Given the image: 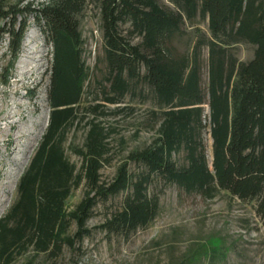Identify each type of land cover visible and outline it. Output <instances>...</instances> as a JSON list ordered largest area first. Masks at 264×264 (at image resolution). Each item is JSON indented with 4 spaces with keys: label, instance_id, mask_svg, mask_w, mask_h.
<instances>
[{
    "label": "trees",
    "instance_id": "16d2710c",
    "mask_svg": "<svg viewBox=\"0 0 264 264\" xmlns=\"http://www.w3.org/2000/svg\"><path fill=\"white\" fill-rule=\"evenodd\" d=\"M166 1L98 0L104 73L95 76L100 90L94 101L102 102L82 106L93 87L80 31L88 0L38 6L0 0V41L8 35L13 58L29 15L53 48L49 123L20 178L14 204L0 218V264H13L30 248L58 255L64 245L90 235L87 222L94 207L120 193H126L121 209L97 228L129 237L159 213V197L149 191L154 181L204 198L226 191L255 201L264 217V0ZM241 45L252 47L250 59L240 58ZM127 98L154 107L156 134L148 145L130 151L105 182L100 171L111 161L112 130L96 117L88 119L83 145L68 146L81 158L79 168L66 154L68 133L103 103ZM206 132L212 139L210 160ZM82 182L87 190L68 211L67 200ZM72 223L73 237L67 234Z\"/></svg>",
    "mask_w": 264,
    "mask_h": 264
},
{
    "label": "rangeland",
    "instance_id": "374dc122",
    "mask_svg": "<svg viewBox=\"0 0 264 264\" xmlns=\"http://www.w3.org/2000/svg\"><path fill=\"white\" fill-rule=\"evenodd\" d=\"M38 6L48 0H9L12 4ZM167 2L166 0H164ZM28 27L16 58L9 49V37L0 41V218L14 204L18 184L27 169L49 123L48 90L52 61V45L33 15L27 17ZM0 20V28L2 26ZM202 27H205L203 24ZM83 60L91 74L92 88H87L82 106L94 104L95 76L104 73L103 36L98 0H88L81 18ZM241 59H250L253 49L241 45L237 50ZM205 53V57H206ZM203 79L207 81L206 69ZM102 102V101H100ZM104 105L71 128L66 154L77 168L81 158L68 148L84 143L87 121L97 118L112 130L109 137L111 161L101 169V180L110 182L117 167L127 159L130 151L152 142L156 134L150 103L139 99ZM209 108L206 106V113ZM103 112V113H102ZM87 113V112H83ZM93 116V117H92ZM209 160L212 139L204 135ZM131 170H137L130 163ZM87 187L84 182L72 191L67 200L68 211L74 210ZM150 194L159 197L160 209L155 219L129 237L109 235L98 229L114 212L121 209L126 193L99 202L87 227L90 235L75 244L64 245L58 255L37 253L30 248L17 254L13 264L32 261L34 264H264V217L258 214L255 201H241L226 191L213 198L189 194L175 186L154 181ZM76 224L69 227L73 237Z\"/></svg>",
    "mask_w": 264,
    "mask_h": 264
}]
</instances>
